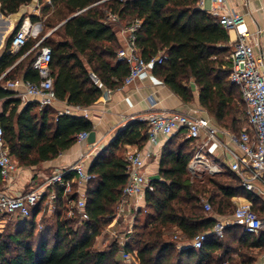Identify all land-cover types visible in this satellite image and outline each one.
Returning <instances> with one entry per match:
<instances>
[{"label": "trees", "instance_id": "1", "mask_svg": "<svg viewBox=\"0 0 264 264\" xmlns=\"http://www.w3.org/2000/svg\"><path fill=\"white\" fill-rule=\"evenodd\" d=\"M32 2L0 0L1 11L15 14ZM52 8L66 10L65 19L76 14L60 26L62 39L54 41L47 36L34 49L45 45L52 48L51 75L59 101L86 108L99 100L102 87L115 90L122 85L129 67L117 59L122 46L115 30L118 24L109 21L110 14L122 22L140 19L136 45L141 56L149 60L159 53L167 55L152 73L184 102L194 98L193 81L200 105L220 127L239 133L247 124L240 88L229 78L232 47L228 30L212 13L201 9L199 0H51L43 10ZM37 41L29 40L14 53L9 52L10 40L0 57V77ZM29 54L0 79L1 124L12 159L20 167L35 168L71 149L77 135L92 131L94 125L85 116L57 115L53 105L41 109L34 102L22 105L13 91L4 88L13 79L14 69L23 72L25 79L39 80L32 68L35 57L31 59ZM92 73L101 86L93 82ZM147 139V123L134 121L121 128L114 141L96 155L90 167L94 178L86 191L87 221L80 223L78 218L67 216L60 188L51 224H43L44 200L32 208L29 217L1 215L18 219L14 231L6 237L0 234V264H123L115 241L104 250L97 249L95 241L105 226L102 218L114 213L127 184V163L118 153L126 144L143 145ZM195 151L194 140L183 131L167 140L160 160V179L151 180L153 188L146 192L145 205L136 215L127 249L139 264H254L255 249L264 246V233L249 234L239 225L227 227L222 238L210 237L201 249L177 248L179 241L173 240L177 231L191 242L212 228L216 215L233 213L235 196L255 201L254 194L229 168L193 180L188 165ZM76 197L73 189L69 198ZM205 199L212 205L211 213L204 209ZM143 211L145 219L140 221ZM39 228L43 229L37 232ZM36 237L38 241L31 242Z\"/></svg>", "mask_w": 264, "mask_h": 264}, {"label": "built area", "instance_id": "2", "mask_svg": "<svg viewBox=\"0 0 264 264\" xmlns=\"http://www.w3.org/2000/svg\"><path fill=\"white\" fill-rule=\"evenodd\" d=\"M205 1L199 0V6L203 7ZM211 1L220 4L226 2V0ZM211 12L227 30L237 31V39L228 56L231 66L229 78L231 83L240 88L246 107L247 125L241 132L235 133L212 124L210 117H195L179 111L151 112L135 118V121L147 123L148 147L126 155L127 184L116 207L114 215L116 218L106 229L110 238L118 244L123 264H139L127 249V244L133 233L135 217L142 208L141 203L145 201V194L153 188L151 180L145 173V166L155 155L153 146L159 144L160 135L170 138L183 131L187 138L194 140L196 151L188 165L193 177H200L199 174L203 172L215 175L224 170V165L213 158L216 148L222 152L224 159L229 163V169L239 176L247 191L264 194V54L257 53L254 44L246 40L249 33L242 15L221 14L218 7H213ZM110 18L116 20L117 17ZM140 25L141 21L137 18L121 30L125 36V45L117 51V59L128 65L129 72L120 89L136 80L149 77L152 68L155 65H161L167 59L165 53H159L149 60L141 56L136 45V33ZM32 31L33 24L30 19H25L13 35L12 46L15 51L27 45ZM262 31L263 29L259 28L258 34L260 35ZM41 42L42 40L33 49ZM52 53V48L47 45L38 50L32 63V68L38 72V81L30 79L8 81L5 88L23 87L24 92L16 96L21 100L35 97L40 109L53 105L57 101V96L51 75ZM91 78L96 85L101 86L95 74L92 73ZM112 93L113 89L102 87V100L109 101ZM72 109L82 108L69 107L60 112V115L71 114ZM88 135L89 132L86 131L79 133L77 142L86 140ZM101 149L100 144L93 143L77 161L57 169L41 187L25 194H16L13 185L20 169L5 147L0 111V178L3 183V188L0 189V216L19 214L22 217H29L32 208L43 200L44 212L53 214L57 209V188H60L66 201L67 216L78 218L80 223L87 221L89 214L86 210V195L84 192H78L76 198H69L74 187L72 179L67 175L75 174L78 185L87 186L94 175L87 170L86 161L96 156ZM203 203L205 211L211 213L213 210L211 203L206 199ZM231 225H239L245 232L257 235L264 229V216L254 209L252 201L245 200L234 207L231 215L218 218L210 230L197 234L190 243H184L180 245V248L201 249L210 237L222 238L226 228Z\"/></svg>", "mask_w": 264, "mask_h": 264}, {"label": "crops", "instance_id": "3", "mask_svg": "<svg viewBox=\"0 0 264 264\" xmlns=\"http://www.w3.org/2000/svg\"><path fill=\"white\" fill-rule=\"evenodd\" d=\"M51 1V0H47ZM42 4L39 0H33L32 3L24 5L21 7L19 12L15 14H4L1 11L0 4V57L6 52L8 42L13 39V35L15 31L20 27L21 22L25 19H30L29 16H26L25 13L28 11L30 14H34L36 16L37 13L40 12V6ZM213 7H218V11L221 14L224 13H238L243 16L244 24L247 28L249 35H247L246 40L255 46V51L257 53L264 54V0H226L225 3L220 4L213 2L211 0H206L204 6L201 9L212 13L211 9ZM31 13V11H33ZM115 15H108L109 21L115 24H119L120 19L117 17L116 20H112L110 17ZM31 21V19H30ZM131 22V21H130ZM130 22L123 24L122 26H116L115 30L117 33L118 43L123 46L125 45V36L121 33V30L127 26ZM32 23V21H31ZM38 23V22H37ZM38 32H41L43 27L41 24H37ZM263 29L262 33L258 34V29ZM230 36V45L233 48L234 43L237 39V31L236 30H228ZM33 50V47L22 55L17 61L9 67L3 75L0 77L2 79L9 71L15 68L18 63H20L23 59L27 57V55ZM9 52H17L12 46V49ZM13 80H23V72L16 71V69L12 72ZM8 82V81H7ZM191 86L194 93V98L191 102L186 103L182 100V98L174 93L168 86L158 80L152 73L151 75L142 80H136L134 83L124 87L123 89H115L113 90L112 96L109 101L104 102L102 100V96L99 100L92 104L89 107L82 108L79 110L72 109L71 114L81 115L87 117L89 120L93 122L94 128L93 130L96 132V143L102 146V149L107 147L111 142L114 141L118 131L135 121V118L147 115L151 112H171V111H179L185 114L195 116V117H212L209 115L206 109H204L199 102V90L196 84L191 81ZM6 83L4 84L5 88ZM7 89V88H5ZM14 92L15 96L18 93H23L24 88L19 87L17 89H9ZM17 97V96H16ZM22 105H26L28 103H38L35 97H27L25 100H21ZM53 109L57 115H60V112L64 111L66 108H72L73 106L67 104L65 101H57L53 104ZM212 124L219 126L213 119ZM220 127V126H219ZM169 138L160 135L159 136V144L157 146H153L155 151V155L147 162L145 166V173L149 177L154 175H160V160L162 155V150L164 148L165 143ZM87 142V139L82 141L81 143H76L71 149L63 152L57 158L53 160H49L41 164L39 167L35 168H20V173L14 180L13 190L16 194H25L34 190L38 187H41L47 179L57 170L67 167L77 161L79 157L90 149V146ZM148 147V139L147 141L141 144L129 145L126 144L122 148V150L118 153L119 156L125 159L126 155L131 152H135L137 150H142ZM101 149V150H102ZM213 158L218 162L224 165L225 168H229V163L226 159H224L223 154L220 150L214 151ZM96 156L89 158L86 161V168L90 171V167L92 166L94 159ZM225 168L220 173L225 171ZM49 171V175L47 176V172ZM189 171V169H188ZM38 176L35 180H39L40 177H46V180L40 184H38L35 188L30 191L24 192V187L31 181L32 173ZM190 173V171H189ZM218 173V174H220ZM193 180L196 178L192 176ZM73 181L74 192L77 194L78 192H84L86 195L87 186H79L77 183V177L75 174H71L70 177ZM201 180V178L199 179ZM259 187V185H257ZM3 188V183H2ZM255 196V201L250 200L244 195L235 196L232 199V202L236 206L237 204L244 202L245 200H250L253 203L254 208L258 211V213L264 216V194L263 193H253ZM145 205V201L141 203V207ZM116 211V210H115ZM115 211L111 215H107L102 218V221L105 223L104 230L101 234L96 238L95 246L98 247L99 250L106 249L107 244L112 243L114 240L110 238L107 233V227L113 223ZM46 213V212H45ZM46 215L51 216L52 214L46 213ZM226 217V216H224ZM136 218V217H135ZM216 218H221L216 215ZM261 233H264V229ZM105 236V237H104ZM179 243L177 244V248H180V245L187 242L184 239L181 231H177L174 235ZM107 237V238H106ZM256 260L254 264H264V246L258 247L255 249ZM121 258V257H120Z\"/></svg>", "mask_w": 264, "mask_h": 264}, {"label": "rangeland", "instance_id": "4", "mask_svg": "<svg viewBox=\"0 0 264 264\" xmlns=\"http://www.w3.org/2000/svg\"><path fill=\"white\" fill-rule=\"evenodd\" d=\"M47 3H50V1L43 0L42 5L39 7L40 8V12L37 13L36 16H33L34 14H30V12H28V11L25 13L26 16H29V18L31 19L32 24H33V31H32V36H31L30 40L33 41V40H37L38 39V41L35 43L34 46H36L41 40L43 41L47 36H50V38L53 39L54 41H59L60 39H62V36H61L62 32H61V29H59L60 28L59 25L66 20L65 18H66L68 13L63 8H52L49 11H44L43 10L44 5L47 4ZM33 12H34V10L31 11V13H33ZM33 17H38L39 20L35 21L33 19ZM127 22L128 21H123L122 23L120 22L118 24V26L120 27V26H122L123 24H125ZM37 24H41V26L43 27L42 31L38 32V33H36L38 31ZM38 50H34L33 49L31 51V53L29 54V58L32 59L33 57H35L37 52H38ZM0 111H2L1 103H0ZM246 125L247 124L244 123L243 127H245ZM20 168H25V167H20L19 166V169ZM46 174L48 176L49 175V171ZM31 175H32L33 178L24 187V189H23L24 192L30 191L31 189L35 188L38 184H40V183H42V182H44L46 180V177H40L39 180L36 181L35 178H38V176L35 175L34 172ZM215 175H217V174H215ZM199 176L200 177H195L196 178L195 180H199L200 178L202 180L205 177L214 176V175L206 174L205 172H203V173L199 174ZM204 198H206V197H204ZM234 205L235 204L233 203V206ZM145 215L146 214L143 211L142 215L140 216V221H144ZM17 219L18 218L15 217V216H12V218H11V216H0V234H1V236H5L6 237L9 233L14 231V229H15L14 223L16 222ZM53 221H54L53 218L50 217L49 215H45V217L43 218V224H45V222L48 223V224H51ZM40 229L42 230L43 228H39V230H37V232L40 231ZM37 238L38 237L32 239L31 242L38 241ZM173 240H177V238L175 236H173ZM95 243H96V241H95ZM110 244H107V246L105 248H107ZM96 248L98 249V247H96Z\"/></svg>", "mask_w": 264, "mask_h": 264}, {"label": "water", "instance_id": "5", "mask_svg": "<svg viewBox=\"0 0 264 264\" xmlns=\"http://www.w3.org/2000/svg\"><path fill=\"white\" fill-rule=\"evenodd\" d=\"M76 14L72 15L71 17H69L68 19H66L64 22H62L59 27L64 24L67 20H69L70 18H72L73 16H75ZM96 132L94 130L89 132V135L87 137V142L89 144H93L96 142ZM160 179V175H154L150 177V180H159Z\"/></svg>", "mask_w": 264, "mask_h": 264}]
</instances>
